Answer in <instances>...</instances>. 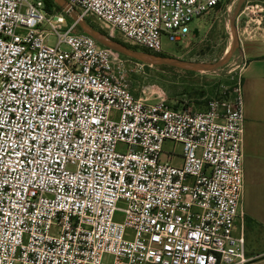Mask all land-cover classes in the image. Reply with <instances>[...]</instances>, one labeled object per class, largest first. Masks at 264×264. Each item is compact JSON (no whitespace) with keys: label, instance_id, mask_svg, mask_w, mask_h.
Instances as JSON below:
<instances>
[{"label":"built area","instance_id":"1","mask_svg":"<svg viewBox=\"0 0 264 264\" xmlns=\"http://www.w3.org/2000/svg\"><path fill=\"white\" fill-rule=\"evenodd\" d=\"M67 1L111 39L170 57L163 38L185 40L195 19L231 0ZM244 14L264 28V6ZM240 59L233 91L205 111L148 102L133 95L120 54L63 12L0 0V264H249L235 234ZM167 140L182 145L179 163L163 160Z\"/></svg>","mask_w":264,"mask_h":264},{"label":"rangeland","instance_id":"2","mask_svg":"<svg viewBox=\"0 0 264 264\" xmlns=\"http://www.w3.org/2000/svg\"><path fill=\"white\" fill-rule=\"evenodd\" d=\"M238 2L239 0H231L226 5L195 19L189 26L191 34L179 43H170L166 38H163V51L175 59L205 63H216L222 60L232 45L233 31L230 20ZM256 4L264 6V0H246L243 4L236 23L242 42L236 48L232 60L216 71L198 72L169 67L162 69L160 66H152L149 63L120 54L125 62V77L133 95L148 102L167 100L169 104L175 106L185 104L198 112L205 111L212 99L229 95L238 80L239 68L242 65L240 56L242 53H248L251 45H258L256 39L262 40L264 36L263 27L260 28L261 30L257 29L255 24L247 27L248 19L245 14L241 15L245 7ZM66 17L70 22H74L69 16L66 15ZM86 21L103 36L111 39L96 19H86ZM195 29L199 32L197 38L193 35ZM77 31L82 32L78 25ZM116 40L126 46L136 48L138 51L150 53L143 47L129 45L127 39L119 32L116 33ZM45 42L46 45L56 46L58 39L55 35H49ZM259 46L262 44L259 43ZM118 150L125 151V147L120 145ZM162 151L163 160H166L169 154L177 156L175 163H179L183 152L181 144L169 140L163 144ZM109 262L111 259L107 260V263Z\"/></svg>","mask_w":264,"mask_h":264},{"label":"crops","instance_id":"3","mask_svg":"<svg viewBox=\"0 0 264 264\" xmlns=\"http://www.w3.org/2000/svg\"><path fill=\"white\" fill-rule=\"evenodd\" d=\"M262 37V35H261ZM259 43L262 46H259ZM241 69L244 100V195L235 234L245 237L249 264H264V43L256 39Z\"/></svg>","mask_w":264,"mask_h":264},{"label":"water","instance_id":"4","mask_svg":"<svg viewBox=\"0 0 264 264\" xmlns=\"http://www.w3.org/2000/svg\"><path fill=\"white\" fill-rule=\"evenodd\" d=\"M55 3L62 9V12L69 16L74 23L79 26L82 33L91 36L95 39L101 46L113 50L119 54L127 55L133 59L140 60L150 65L160 66V67H169L176 69H186L191 71L198 72H212L226 66L233 58L236 48L240 45V37L237 28V19L239 17L240 11L242 9L243 4L246 0H239L236 10L234 12L233 17L230 20L231 29L233 31V41L230 50L226 53L222 60L216 63H205L191 60H182L175 59L172 57H164L160 55H156L149 52H142L135 50L133 48H129L126 45L117 42L113 39H109L103 36L99 31L93 28L85 19L81 18L76 9L67 1V0H54ZM198 30L195 29L193 35L195 38L198 37Z\"/></svg>","mask_w":264,"mask_h":264},{"label":"trees","instance_id":"5","mask_svg":"<svg viewBox=\"0 0 264 264\" xmlns=\"http://www.w3.org/2000/svg\"><path fill=\"white\" fill-rule=\"evenodd\" d=\"M44 5H45V10H47L48 12H53V11H58V12H62V9L55 3L54 0H41ZM66 15V14H65ZM94 28V27H93ZM113 40L119 42L118 40H116V38H114ZM121 43V42H120ZM129 48H133L131 46H127ZM135 50H137L136 48H133ZM152 53V52H150ZM156 55H160V56H164L165 55H162V54H156ZM162 69H167V67H161Z\"/></svg>","mask_w":264,"mask_h":264}]
</instances>
